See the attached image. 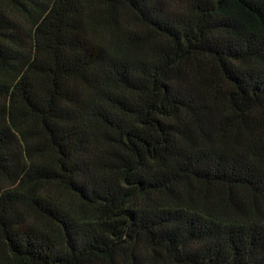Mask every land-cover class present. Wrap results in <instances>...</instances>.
Segmentation results:
<instances>
[{
  "label": "trees",
  "instance_id": "trees-1",
  "mask_svg": "<svg viewBox=\"0 0 264 264\" xmlns=\"http://www.w3.org/2000/svg\"><path fill=\"white\" fill-rule=\"evenodd\" d=\"M0 264H264V0H0Z\"/></svg>",
  "mask_w": 264,
  "mask_h": 264
}]
</instances>
